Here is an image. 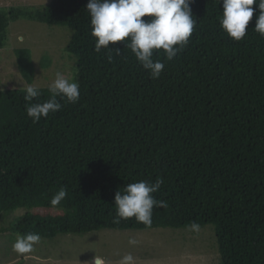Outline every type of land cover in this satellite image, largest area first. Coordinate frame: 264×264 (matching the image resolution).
Wrapping results in <instances>:
<instances>
[{
  "label": "trees",
  "instance_id": "obj_1",
  "mask_svg": "<svg viewBox=\"0 0 264 264\" xmlns=\"http://www.w3.org/2000/svg\"><path fill=\"white\" fill-rule=\"evenodd\" d=\"M88 0H51L44 9H0V49L10 22L68 27L77 103L33 123L24 89L0 90V218L20 208L3 231L42 238L103 229L212 225L220 264H264V36L258 8L236 42L220 26L222 0H192L197 21L187 46L152 79L125 41L95 51ZM142 19H148L143 17ZM114 48L120 50L117 55ZM31 84L28 48L14 49ZM111 56V60H109ZM41 65L51 60L42 56ZM32 103L50 98L46 88ZM163 179L152 224L116 220L115 194L132 182ZM66 198L50 200L61 188Z\"/></svg>",
  "mask_w": 264,
  "mask_h": 264
},
{
  "label": "clouds",
  "instance_id": "obj_2",
  "mask_svg": "<svg viewBox=\"0 0 264 264\" xmlns=\"http://www.w3.org/2000/svg\"><path fill=\"white\" fill-rule=\"evenodd\" d=\"M192 0H88L86 9L90 16L91 35L95 37V51L110 49V42L125 41L142 67L149 71L152 79H158L165 68L162 60H153L154 52L162 50L166 61L173 60L182 51L191 38L197 21L193 18L190 7ZM220 2V0H219ZM223 11L220 26L229 38L236 42L246 36V26L253 17L257 5L258 13L254 30L264 36V0H222ZM148 19H142L143 17ZM17 40L23 43L24 36ZM120 54L118 48H114ZM109 56V60H111ZM50 98L44 102L34 99L42 95L40 87L30 84L24 88V99L29 102L25 106L26 114L33 123L46 118L50 113H56L62 108L57 97L67 103L75 104L80 99V86L74 78L67 77L57 71L54 80L47 86ZM3 90V89H0ZM162 178L155 182L140 180L124 187L123 192L115 194L116 220L135 218L139 223L150 227L154 207H167L165 201L154 196L163 184ZM67 190L61 187L50 200L55 207L66 198ZM189 229L199 231V225L193 221ZM41 243L39 233L30 232L17 236L12 244V251L17 256H26L35 251V246ZM138 241L129 239V244ZM131 254L124 255L120 264H132ZM90 264H107L104 256L95 253Z\"/></svg>",
  "mask_w": 264,
  "mask_h": 264
},
{
  "label": "rangeland",
  "instance_id": "obj_3",
  "mask_svg": "<svg viewBox=\"0 0 264 264\" xmlns=\"http://www.w3.org/2000/svg\"><path fill=\"white\" fill-rule=\"evenodd\" d=\"M51 0H0V9L27 7L44 9ZM8 41L0 49V87L8 85L24 89L30 85L22 78L16 63L14 49L28 48L35 65L31 84L46 88L54 80L57 71L74 78L75 58L65 51L72 35L65 26H48L30 20L19 19L7 27ZM24 36L23 43L17 40ZM51 63L42 67V56ZM20 208L0 218V264H90L95 253L106 257L107 264H120L124 255L131 254L132 264H220L212 225L199 226L194 232L187 228H152L146 230L103 229L83 234H59L54 238H42L35 251L17 256L12 244L18 234L3 231L10 221L25 213ZM134 238L137 244H129Z\"/></svg>",
  "mask_w": 264,
  "mask_h": 264
}]
</instances>
